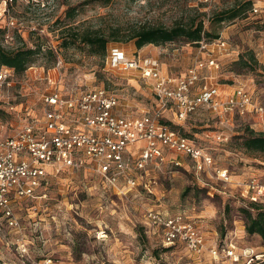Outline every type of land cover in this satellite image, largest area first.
Masks as SVG:
<instances>
[{
  "label": "rangeland",
  "instance_id": "374dc122",
  "mask_svg": "<svg viewBox=\"0 0 264 264\" xmlns=\"http://www.w3.org/2000/svg\"><path fill=\"white\" fill-rule=\"evenodd\" d=\"M236 6L241 9L238 18L216 23L220 13ZM199 21L219 40L210 49L219 64L213 82L227 83L231 76L242 81L253 102L264 109V0H17L8 13L0 10V46L7 51L39 49V53L26 72L14 76L10 87L0 86L1 127L11 135L25 121L42 122L41 99L52 92L71 99L103 87L135 115L150 108L153 95L148 84L135 72L106 65L113 50L126 57L139 53L156 58L163 72L181 76L197 56H205L183 40L140 50L133 41L109 43L105 54L99 55L79 42L72 44L69 29L108 37L114 29L127 33ZM247 50L254 52L257 66H235ZM58 60L61 68L56 70ZM250 116L262 123L259 116ZM202 119L208 124L190 120L179 133L212 158L213 165L204 171H195L188 159L185 169L150 164L134 188L125 183L111 187L88 166L50 172L45 188L14 205L18 229L7 227L0 218V264H264V243L245 232L240 212L250 202L264 206V201L241 196L247 183L264 185V154L245 151L235 140L254 121L235 116L233 124H220L209 113ZM217 170L226 171L230 183L220 182ZM151 210L168 217L182 214L193 221L205 236L204 252L193 254L176 243L165 246L145 218ZM227 247L233 249V257L214 258L209 253ZM245 250L251 255L243 256Z\"/></svg>",
  "mask_w": 264,
  "mask_h": 264
},
{
  "label": "built area",
  "instance_id": "2783aa9c",
  "mask_svg": "<svg viewBox=\"0 0 264 264\" xmlns=\"http://www.w3.org/2000/svg\"><path fill=\"white\" fill-rule=\"evenodd\" d=\"M17 0H0L2 14ZM257 13V9H253ZM9 25L14 21L9 18ZM219 42L201 41L192 66L183 76L164 74L158 59L126 57L118 50L106 59L107 66L135 72L148 84L153 95L150 108L140 109L138 115L124 112L119 98L96 87L71 99L52 92L42 96V118L25 121L13 134L7 135L0 124V218L7 227L19 228L14 205L34 198L38 190L48 185L50 172L62 169L79 170L86 166L100 179L116 187L125 183L129 188L139 186L137 177L150 164H169L173 167L192 163L195 171L213 165L212 158L194 143L171 128L172 122L185 123L201 112L213 114L220 124H233V118L257 115L264 123V109L253 102L251 93L242 81L230 88L227 83L213 82L205 73L219 70L211 46ZM220 47L224 43H220ZM211 53V55H210ZM207 58V59H206ZM61 68V61L55 64ZM14 71L0 68V86L10 87ZM168 113L172 119L168 118ZM179 126V125H178ZM217 179L229 182L226 171H215ZM52 175V174H51ZM241 196L250 201H264V185L254 182L243 185ZM146 220L158 231L165 246L182 244L193 254H202L206 246L201 229L182 214L163 216L147 211ZM209 253L218 258L233 257L232 248H213ZM243 256L251 255L248 250ZM247 253V254H246Z\"/></svg>",
  "mask_w": 264,
  "mask_h": 264
},
{
  "label": "trees",
  "instance_id": "16d2710c",
  "mask_svg": "<svg viewBox=\"0 0 264 264\" xmlns=\"http://www.w3.org/2000/svg\"><path fill=\"white\" fill-rule=\"evenodd\" d=\"M134 1V0H132ZM240 6H236L229 10L220 13L216 17V23L224 21H232L240 16ZM69 36H73L72 44L79 42L88 46L93 50L94 54L104 55L107 44L109 43H129L134 42L137 50L144 46L153 45L155 47L163 46L167 43L183 40L187 45L197 46L201 41L212 42L217 40V35H212L206 32L201 21L197 24L184 26L176 24L171 28L162 26H149L138 28L129 32H123L119 29H114L108 37L104 34L86 31L79 33L75 28L68 30ZM39 53V49L22 48L12 51H7L0 46V68H8L14 71V75H21L35 61V56ZM257 60L252 50H247L240 54L235 66L248 67L252 69L253 65L257 66ZM264 70V66L262 67ZM0 113H3L0 111ZM175 131L181 132L182 127L171 125ZM245 132L235 137L238 141V146L248 152H256L264 154V132H255L248 124L244 126ZM183 136V135H182ZM255 211V214L251 213ZM244 217V229L248 235L259 236L264 243V206L255 202H250L246 209L240 211Z\"/></svg>",
  "mask_w": 264,
  "mask_h": 264
},
{
  "label": "crops",
  "instance_id": "0c3cea01",
  "mask_svg": "<svg viewBox=\"0 0 264 264\" xmlns=\"http://www.w3.org/2000/svg\"><path fill=\"white\" fill-rule=\"evenodd\" d=\"M130 51H131V49H130ZM188 68V67H187ZM162 69V68H161ZM214 71H216V70H210L208 73L206 72L205 74L206 75H210L211 77L213 76V74H214ZM162 72H163V70H162ZM217 72V71H216ZM164 74H168V75H170V76H181L180 75V73H178V72H170V73H165V72H163ZM217 74V73H216ZM227 81V83H228V85L227 86H230V88L235 84V82L237 81L234 77H229L228 79H226ZM144 82V81H143ZM145 83V82H144ZM146 84V83H145ZM153 103V98H152V101H151V104ZM121 105H122V107H123V111L124 112H129V110H128V106L124 103V102H121ZM206 112H201V113H199V114H197V115H194V116H192V117H190L189 119H187V121L185 122V123H177V122H174L173 120H172V122L174 123V124H177V126L179 125L180 127H183V126H185L186 124H187V122L188 121H198V123H205V124H208L207 122H208V120H204V119H202V117L204 116V114H205ZM168 115V118L169 119H172V117H171V114L170 113H168L167 114ZM252 116H247L246 118H250V119H252L253 121H254V123H252V124H249V126H250V128H252L255 132H264V125H262V123H259V119L257 118V119H255V118H251ZM257 127V128H256Z\"/></svg>",
  "mask_w": 264,
  "mask_h": 264
}]
</instances>
